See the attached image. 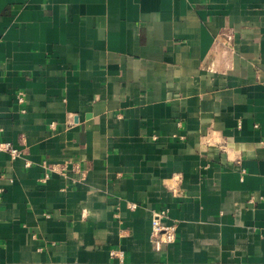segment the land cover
I'll return each mask as SVG.
<instances>
[{
	"label": "crops",
	"instance_id": "obj_1",
	"mask_svg": "<svg viewBox=\"0 0 264 264\" xmlns=\"http://www.w3.org/2000/svg\"><path fill=\"white\" fill-rule=\"evenodd\" d=\"M0 141V264H264V0H0Z\"/></svg>",
	"mask_w": 264,
	"mask_h": 264
},
{
	"label": "built area",
	"instance_id": "obj_2",
	"mask_svg": "<svg viewBox=\"0 0 264 264\" xmlns=\"http://www.w3.org/2000/svg\"><path fill=\"white\" fill-rule=\"evenodd\" d=\"M16 100L19 105H22L24 103L23 93H18L16 95ZM22 112L24 111L22 110ZM0 151L7 152L10 155L11 159L17 158L19 154V151L14 147H12L11 144L4 143L1 141H0ZM47 177L48 174L45 175L44 179H47ZM166 218H167V212L165 210H161L159 212H155L151 220L150 236L157 250L162 245H169L173 243L175 240L176 227L175 225L172 224H165L163 220H165ZM112 255H116V253L112 252Z\"/></svg>",
	"mask_w": 264,
	"mask_h": 264
}]
</instances>
